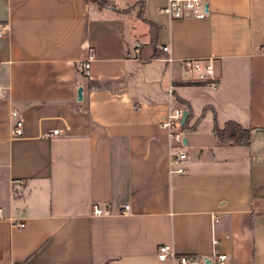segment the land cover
<instances>
[{"label":"crops","instance_id":"crops-1","mask_svg":"<svg viewBox=\"0 0 264 264\" xmlns=\"http://www.w3.org/2000/svg\"><path fill=\"white\" fill-rule=\"evenodd\" d=\"M103 1L114 9L0 0V264H173L156 257L164 245L264 264V0H208L203 20H169L159 0ZM183 60L210 62L216 88ZM184 103L176 166L161 124ZM228 122L251 143L220 145L214 125Z\"/></svg>","mask_w":264,"mask_h":264},{"label":"built area","instance_id":"built-area-1","mask_svg":"<svg viewBox=\"0 0 264 264\" xmlns=\"http://www.w3.org/2000/svg\"><path fill=\"white\" fill-rule=\"evenodd\" d=\"M162 2V7L159 11L165 15L169 20L180 19H197L203 20L207 17L208 12V0H159ZM8 32V26L4 23H0V38L4 37ZM140 45L137 44L135 52L138 54ZM162 52L168 53L169 49L163 47ZM92 57L89 56L87 61L79 66V69L88 73L90 61ZM168 62L171 58L166 59ZM183 70L189 74H196L200 80L207 79V86L209 88H216L217 81L213 79V69L208 61L202 60H183L181 62ZM4 96V91L0 88V100ZM170 96V92H169ZM183 109L179 107L169 108L166 119L161 124L162 129L165 131L169 142V154L171 156V165L181 166L187 161V149L183 147V137L180 129L181 120L183 116ZM11 137H22L23 121L19 117V113L16 110L11 111ZM69 132L70 130L67 129ZM60 130H53L51 135L60 134ZM180 172V170H178ZM13 185L20 184L19 181H12ZM128 210V207H124ZM92 213L95 216H107L110 211L108 208L102 209L98 204H93ZM1 216V212H0ZM212 244H217L215 239L212 240ZM156 257L159 261L163 262L171 260L173 264H204L203 259L198 260L184 255H176L171 246L164 245L157 249ZM216 264H226L227 256L224 254H215Z\"/></svg>","mask_w":264,"mask_h":264},{"label":"trees","instance_id":"trees-1","mask_svg":"<svg viewBox=\"0 0 264 264\" xmlns=\"http://www.w3.org/2000/svg\"><path fill=\"white\" fill-rule=\"evenodd\" d=\"M88 3L98 6L99 8H112L114 7L103 0H87ZM155 28L151 26V31L154 33ZM186 106L188 116L185 123L180 126L181 130L188 128V123L191 118V113L188 105ZM213 134L220 145H232V146H247L251 143L254 137V131L244 129L240 125L228 122L222 129H219L217 124L214 125Z\"/></svg>","mask_w":264,"mask_h":264},{"label":"water","instance_id":"water-1","mask_svg":"<svg viewBox=\"0 0 264 264\" xmlns=\"http://www.w3.org/2000/svg\"><path fill=\"white\" fill-rule=\"evenodd\" d=\"M81 91H82L81 88H79L78 91H77L78 100H81ZM186 119H187V112L185 111L183 113L182 120H181V124L182 125L185 123ZM184 143H185V140H184Z\"/></svg>","mask_w":264,"mask_h":264}]
</instances>
